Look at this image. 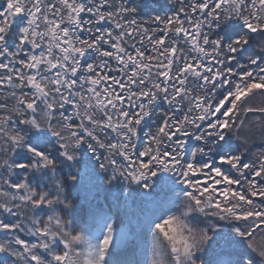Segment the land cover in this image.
<instances>
[{"label": "snow or ice", "instance_id": "6c2138e0", "mask_svg": "<svg viewBox=\"0 0 264 264\" xmlns=\"http://www.w3.org/2000/svg\"><path fill=\"white\" fill-rule=\"evenodd\" d=\"M264 0H0V264H264Z\"/></svg>", "mask_w": 264, "mask_h": 264}, {"label": "rangeland", "instance_id": "374dc122", "mask_svg": "<svg viewBox=\"0 0 264 264\" xmlns=\"http://www.w3.org/2000/svg\"><path fill=\"white\" fill-rule=\"evenodd\" d=\"M254 102H258V103H254ZM260 102H263V103H264V97H256V98L253 100V103H254V104H261Z\"/></svg>", "mask_w": 264, "mask_h": 264}, {"label": "trees", "instance_id": "16d2710c", "mask_svg": "<svg viewBox=\"0 0 264 264\" xmlns=\"http://www.w3.org/2000/svg\"><path fill=\"white\" fill-rule=\"evenodd\" d=\"M254 103H258V102H254ZM261 104L263 103V102H260Z\"/></svg>", "mask_w": 264, "mask_h": 264}]
</instances>
